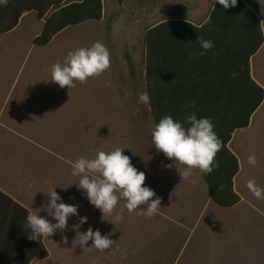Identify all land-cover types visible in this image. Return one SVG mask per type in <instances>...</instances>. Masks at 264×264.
I'll use <instances>...</instances> for the list:
<instances>
[{
  "label": "rangeland",
  "instance_id": "374dc122",
  "mask_svg": "<svg viewBox=\"0 0 264 264\" xmlns=\"http://www.w3.org/2000/svg\"><path fill=\"white\" fill-rule=\"evenodd\" d=\"M102 6L100 20L70 26L47 46L35 49L26 71L18 76L13 116L2 120L21 134L0 135V183L31 212L52 223L56 221L48 215L50 197L45 192L55 187L62 202L78 206L79 215L69 218L63 233L57 230L45 238L48 264H168L177 248L171 238L185 237L188 216H196L197 207L208 204L206 188L199 170L182 180L177 167L183 170V166L168 167L167 160L157 156L149 108L138 103L139 94L145 92L144 32L155 23L153 0H102ZM33 23L37 32L41 23ZM97 41L110 52L106 72L70 89L50 80L52 66L63 64L69 51ZM249 131L242 136L247 145L243 159L248 162L251 152L257 164L246 167L247 180L264 188V101ZM116 148H124L132 165L145 173L144 186L155 192L153 199L160 198L153 217L139 215L140 209L129 213L121 199L116 213L123 209V220L116 222L115 213L102 218L78 189L80 177L72 175L71 163ZM80 217H87V223L80 224ZM89 227L107 235L113 245L101 252L90 240L81 248L78 233Z\"/></svg>",
  "mask_w": 264,
  "mask_h": 264
},
{
  "label": "crops",
  "instance_id": "0c3cea01",
  "mask_svg": "<svg viewBox=\"0 0 264 264\" xmlns=\"http://www.w3.org/2000/svg\"><path fill=\"white\" fill-rule=\"evenodd\" d=\"M44 1L8 0L6 7L0 5V23L10 22L18 7L42 4ZM75 1L80 0H64L63 3ZM246 1L260 17L263 34L262 44L249 58V74L264 90V0ZM213 4V0H153L154 25L161 26L154 34L158 88L155 92L154 119L150 114L153 129L167 115L187 128L188 105L193 100H218V116L223 117L226 127L232 123L230 116L233 107L237 106L238 114H242V98L246 97L248 87L251 90V85L243 77L239 64L241 55L235 53L232 47H220L218 43L219 38L232 35L202 28ZM34 21L41 23L42 27L43 19H39L34 10H24L12 29L0 33V135L21 134L5 126L2 119L13 116L10 109L17 103L18 76L26 71L34 50L50 44H34V38L41 30L40 27L35 31ZM167 22L170 23L168 28L165 27ZM198 38L213 41L214 47L201 55L204 50ZM260 105L250 116L249 124L234 129L226 144L238 162V171L233 177V190L239 196V201L232 206H222L215 202L209 196L207 183L199 171L206 188L208 204L197 207L199 210L196 216L189 213L183 225L186 230L184 238H171L172 245L177 248L176 254L170 255L168 264H264V199H257L246 185V167L250 165L243 159L247 145L242 141V136L251 132L249 130ZM225 133L224 129L217 134L221 141ZM1 148L0 137V166L3 157ZM155 152L167 160V164H175L163 153H158L156 149ZM250 155L252 153L248 152V157ZM259 187L264 189L262 185ZM0 191L31 211L1 183ZM29 236L31 229L23 217L19 219L16 216L4 228L0 224V264H23L28 259L27 264H48L50 259L45 238H41V242L48 255L37 259L33 257L32 239Z\"/></svg>",
  "mask_w": 264,
  "mask_h": 264
},
{
  "label": "clouds",
  "instance_id": "9594fccd",
  "mask_svg": "<svg viewBox=\"0 0 264 264\" xmlns=\"http://www.w3.org/2000/svg\"><path fill=\"white\" fill-rule=\"evenodd\" d=\"M213 3H219L224 9H228L235 7L237 0H213ZM7 4L8 0H0V5L6 7ZM198 41L204 50L201 55L214 47L211 40L198 38ZM110 66L109 50L97 41L90 47L69 51L63 64L57 62L52 66L50 80L61 88L67 86L70 89L76 86V82L85 84L89 79L101 76ZM138 103L150 106L149 94L140 93ZM195 106L194 100L188 105L190 108ZM186 123L189 125L187 128L167 115L160 119L152 131V142L156 151L171 159L176 167L183 166V170L177 167L182 180L192 176L194 170L209 174L214 166L218 168L215 157L222 148V141L214 131L210 118H198L193 112L187 115ZM123 150L124 148H116L110 152L99 151L91 159L79 157L71 163L72 175L80 177L77 182L78 189L83 190L90 204L101 211L102 218L113 216L115 213L114 220L122 221L123 209L116 213L121 199L126 201L124 207L129 213L140 209L139 215L151 218L158 213L161 200L159 197L153 199L155 192L144 186L145 173L132 165L130 157L124 155ZM248 164L253 167L257 164L255 155L248 157ZM247 187L257 199H264V189H261L254 179L248 181ZM54 189L55 187L45 194L50 197L47 204L48 215L53 217L56 223L30 211L27 215V227L31 229L29 239L49 238L57 230L63 233L67 229L69 218L79 215L78 206L62 202V198ZM142 206H146V210ZM79 222L87 223V217H80ZM78 235L81 248L91 240L92 246L103 252L114 243L107 235L102 236L99 230L93 231L91 227ZM67 242L64 237V243Z\"/></svg>",
  "mask_w": 264,
  "mask_h": 264
},
{
  "label": "trees",
  "instance_id": "16d2710c",
  "mask_svg": "<svg viewBox=\"0 0 264 264\" xmlns=\"http://www.w3.org/2000/svg\"><path fill=\"white\" fill-rule=\"evenodd\" d=\"M64 0H45L42 4H33L18 7L12 16V20L0 23V33L12 29L18 22V18L24 10H34L39 19H43L41 30L34 38V44L46 45L62 30L85 23L89 20H100L102 17V0H80L75 2L63 3ZM120 1V0H118ZM225 19V20H223ZM169 22L165 23L168 28ZM196 29V27H192ZM219 34H231L218 39L220 47H232L235 53L241 55L240 66L243 77L248 80L251 90L247 88L246 97L242 98L241 113L238 114L237 106L233 107V114L230 116L231 125L223 124V117L218 116L220 110L219 101H196L195 108L188 107V113H195L198 118H210L214 124L216 134L226 130L222 141V148L215 157L219 167L214 166L209 174H203L208 184L209 194L218 204L222 206H232L239 201V196L233 190V177L238 171L236 157L226 147L230 139V134L234 129L244 128L249 124V118L255 108L261 104L264 98V90L257 85L249 74V58L260 47L263 42L260 17L246 0H237L235 7L224 9L219 3L213 4L209 17L202 26ZM161 26L154 24L146 28L144 32V88L151 98L149 106L150 114L154 119V104L156 105L155 92L158 88L155 51V32ZM201 29V27H200ZM131 66V65H130ZM190 104V103H189ZM29 211L15 202L12 198L0 191V224L4 228L16 216L27 225V215ZM20 216H19V215ZM33 257L43 259L48 252L41 242V238L32 239ZM28 261L23 264H27Z\"/></svg>",
  "mask_w": 264,
  "mask_h": 264
},
{
  "label": "water",
  "instance_id": "95a60500",
  "mask_svg": "<svg viewBox=\"0 0 264 264\" xmlns=\"http://www.w3.org/2000/svg\"><path fill=\"white\" fill-rule=\"evenodd\" d=\"M207 183V182H206ZM207 187H208V184H207ZM208 193H209V189H208ZM209 196H210V194H209ZM211 197V196H210ZM211 199H213V198H211ZM214 200V199H213ZM215 201V200H214ZM216 202V201H215Z\"/></svg>",
  "mask_w": 264,
  "mask_h": 264
}]
</instances>
